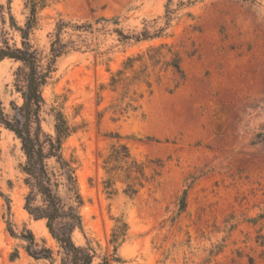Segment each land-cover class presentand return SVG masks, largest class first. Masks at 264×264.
Returning <instances> with one entry per match:
<instances>
[{
  "label": "rangeland",
  "instance_id": "obj_1",
  "mask_svg": "<svg viewBox=\"0 0 264 264\" xmlns=\"http://www.w3.org/2000/svg\"><path fill=\"white\" fill-rule=\"evenodd\" d=\"M34 1L37 25L30 41L43 62L60 18L93 23L80 49L56 60L42 89L43 130L54 134L56 111L75 129L62 144L64 156L75 162L83 198V229L73 232L74 242L93 246L97 264L112 254L111 231L121 219L127 230L120 259L109 264H248L249 256L264 264V243L255 241L264 223L248 221L264 208V140L255 141L264 132V0H173L175 13L163 36L135 44H121L112 30L139 31L153 19L161 24L167 0ZM10 14L23 26L26 0H0V46L21 45ZM101 17L118 23H94ZM160 43L179 53L184 77L158 66L151 92L135 84L121 104L127 109H116L121 89L108 85L111 73L127 56ZM18 66L0 61V99L10 114V102H22L14 88ZM128 96L137 98L136 109L125 106ZM121 143L150 177L131 197L123 192L122 171L104 187L103 159ZM24 160L19 140L0 126V264H51L29 256L19 237L29 229L57 250L45 221L33 220L23 207ZM184 189L185 209L179 211ZM67 195L60 189L65 201Z\"/></svg>",
  "mask_w": 264,
  "mask_h": 264
},
{
  "label": "trees",
  "instance_id": "obj_2",
  "mask_svg": "<svg viewBox=\"0 0 264 264\" xmlns=\"http://www.w3.org/2000/svg\"><path fill=\"white\" fill-rule=\"evenodd\" d=\"M173 0H167L162 23L156 19L151 23L146 22L141 30L123 32L114 28L117 41L121 44L138 43L152 40L163 36L164 31L170 26L175 10L171 8ZM9 2V0H8ZM29 14L23 26L15 24L13 17L12 26L19 32L21 37L20 46H10L6 41L0 46V61L9 58L18 61L20 66L14 73V88L20 94L21 104L11 101L12 113H7L0 99V126L12 132L20 142L21 151L25 160L21 166L24 174V183L28 191L24 197V209L35 221L44 220L48 233L55 241L57 250L54 251L42 240H36L33 232L26 229L19 233V237L25 241V251L32 258L43 259L51 264L56 263V255L59 256L58 264H94L97 257L96 250L89 243L78 245L74 242L72 234L78 229L82 231V218L79 207L83 204V198L79 193L76 167L74 161L67 159L62 151L63 141L75 130L68 124L60 111L54 113V134L46 133L41 125V112L45 105L42 89L47 84L50 74L54 71L56 60L70 51L80 49L83 43L82 34L91 32L93 23L84 21L77 22L60 18L56 24L49 44L47 60L43 62L40 52L30 41V34L36 28V2L26 0ZM94 23H102L106 27L109 23L117 24V18H97ZM67 36V38H65ZM163 49H166L163 51ZM168 56V58H167ZM181 57L177 51L172 50L166 43L150 46L146 52L127 56L115 72L111 73L108 85L112 90L121 89L119 103L114 106L120 111L123 108L124 98L129 89L135 85L144 83L151 92V74L156 67L158 70H171L181 79L184 77L180 65ZM160 80L159 74L156 81ZM126 107L136 109L132 101L134 96H128ZM138 97H142L139 93ZM256 142L264 140V132L255 135ZM255 143V142H254ZM50 161L53 165H50ZM103 169L108 175L104 181V187L110 188L113 177L118 171L123 172L125 187L123 192L128 196H134L138 189L143 187L150 177L145 173L144 165L135 160L129 152L126 144L112 145L109 154L103 159ZM60 189L67 192L68 199L65 201L60 196ZM186 189L180 196L179 211L185 209ZM259 220L264 223V208L256 216L248 218L252 224ZM234 227L233 224L230 226ZM263 228V227H262ZM260 228V229H262ZM127 224L121 219L115 220L110 235V243L113 247L110 256H104L97 264H109L111 261H119L117 249L124 241ZM9 232L14 235L13 230ZM255 241L262 245L264 234L258 230ZM220 247L217 250L220 251ZM238 264V263H235ZM248 264H254L249 256Z\"/></svg>",
  "mask_w": 264,
  "mask_h": 264
},
{
  "label": "bare ground",
  "instance_id": "obj_3",
  "mask_svg": "<svg viewBox=\"0 0 264 264\" xmlns=\"http://www.w3.org/2000/svg\"><path fill=\"white\" fill-rule=\"evenodd\" d=\"M45 230H46V228H45Z\"/></svg>",
  "mask_w": 264,
  "mask_h": 264
}]
</instances>
